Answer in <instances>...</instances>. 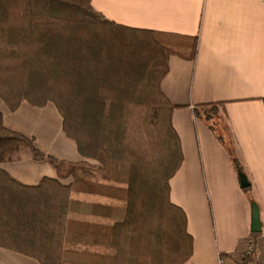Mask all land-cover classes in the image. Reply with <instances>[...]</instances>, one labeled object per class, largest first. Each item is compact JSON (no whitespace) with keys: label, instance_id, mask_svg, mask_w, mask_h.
<instances>
[{"label":"trees","instance_id":"trees-1","mask_svg":"<svg viewBox=\"0 0 264 264\" xmlns=\"http://www.w3.org/2000/svg\"><path fill=\"white\" fill-rule=\"evenodd\" d=\"M197 50V37L119 25L92 0H0V99L11 112L54 105L82 157L46 155L0 111V249L39 264L189 261L193 239L170 185L184 161L172 122L180 106L162 81L170 56L194 60ZM26 150L57 177L26 185L2 168ZM92 194L113 202L83 199Z\"/></svg>","mask_w":264,"mask_h":264},{"label":"crops","instance_id":"crops-1","mask_svg":"<svg viewBox=\"0 0 264 264\" xmlns=\"http://www.w3.org/2000/svg\"><path fill=\"white\" fill-rule=\"evenodd\" d=\"M92 6L119 25L197 37L196 58L170 56L162 81L166 97L180 106L172 122L184 161L170 185L171 201L185 212L193 239V254L185 264H218L220 253L240 264L242 248L252 237L257 245L253 264H264V0H92ZM216 103H222L214 111L225 123L224 135L201 111ZM51 105L36 108L23 103L16 112L4 105L7 113L0 111L8 128L33 137L46 155L81 161ZM30 114L49 118L52 128L33 123ZM1 166L26 185L57 177L48 161H35L30 154ZM240 174L249 187H242ZM83 199L113 202L93 194ZM253 205L260 211L258 234L251 231ZM0 264L39 263L0 249Z\"/></svg>","mask_w":264,"mask_h":264},{"label":"rangeland","instance_id":"rangeland-1","mask_svg":"<svg viewBox=\"0 0 264 264\" xmlns=\"http://www.w3.org/2000/svg\"><path fill=\"white\" fill-rule=\"evenodd\" d=\"M4 105L6 106L5 102L2 99H0V110H2L3 112H6V108H5ZM51 107H53L55 109L54 105H51ZM215 109H216V106L213 105V106H207L205 108H202L201 111L203 112L204 116H206V118L208 120H210V122L212 123V125L218 131V134L219 135H224V133H226L225 123L222 121V119L220 120L219 117L216 115V112L214 111ZM24 116L25 115H21V117H24ZM29 116H30V118H33V119H31L32 122L35 123V124H37L38 126H40V127H43V126H46V125L49 126L48 125V123H49L48 119L49 118H47V117H39L38 115L33 116L31 114ZM50 124L52 126H54V122H50ZM50 128H52V127H50ZM59 146H60V144H59ZM74 151H75V149H74ZM29 154H30L29 151L26 150L24 153H22L20 155V157H21V159H23L24 157L28 156ZM70 159L72 160V158H70ZM81 250L88 251V252H91V253L97 252V251H102L99 248H94V247H82Z\"/></svg>","mask_w":264,"mask_h":264},{"label":"built area","instance_id":"built-area-1","mask_svg":"<svg viewBox=\"0 0 264 264\" xmlns=\"http://www.w3.org/2000/svg\"><path fill=\"white\" fill-rule=\"evenodd\" d=\"M257 245L252 237L242 248V260H246L247 264H253L256 260ZM218 264H234L233 258L226 254H218Z\"/></svg>","mask_w":264,"mask_h":264},{"label":"water","instance_id":"water-1","mask_svg":"<svg viewBox=\"0 0 264 264\" xmlns=\"http://www.w3.org/2000/svg\"><path fill=\"white\" fill-rule=\"evenodd\" d=\"M241 177V184L243 188H247L250 186L246 176L244 174H240ZM262 230V224L260 220V211L256 205H253L252 211V224H251V231L254 234L260 233Z\"/></svg>","mask_w":264,"mask_h":264}]
</instances>
